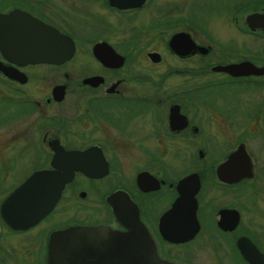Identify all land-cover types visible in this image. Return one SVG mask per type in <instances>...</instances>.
Returning a JSON list of instances; mask_svg holds the SVG:
<instances>
[{
	"label": "flooded vegetation",
	"instance_id": "obj_1",
	"mask_svg": "<svg viewBox=\"0 0 264 264\" xmlns=\"http://www.w3.org/2000/svg\"><path fill=\"white\" fill-rule=\"evenodd\" d=\"M12 7L72 54L0 55L15 72L0 71V264H248L241 237L264 255V0H14L0 12ZM41 170L70 178L12 228L2 203ZM181 193L190 201L175 205Z\"/></svg>",
	"mask_w": 264,
	"mask_h": 264
},
{
	"label": "water",
	"instance_id": "obj_2",
	"mask_svg": "<svg viewBox=\"0 0 264 264\" xmlns=\"http://www.w3.org/2000/svg\"><path fill=\"white\" fill-rule=\"evenodd\" d=\"M69 45L70 47L67 48L66 46ZM71 54V40L66 35L60 34L54 28L44 25L18 8L12 7L7 12H0V55L7 62L12 64L35 62L59 64L68 59ZM0 71L7 77L15 78V72L10 67L3 66L1 62ZM69 178H58L62 180V182H58L56 177L45 170L31 174L2 203L1 213L7 224L12 228H22L34 223L52 207L63 182ZM36 195L46 196V198L37 199ZM188 201L190 200H187L181 193L176 199L175 205ZM191 203L189 215L194 217V200H191ZM113 211L117 217L131 216V210L128 207L114 208ZM235 223L236 217L229 225L226 210L220 212L218 220L220 228H231ZM142 231L140 230V232ZM236 247L248 264H264V255L258 253L246 238H239L236 241ZM147 260V264H169L154 257ZM119 264L127 263L120 261Z\"/></svg>",
	"mask_w": 264,
	"mask_h": 264
},
{
	"label": "rangeland",
	"instance_id": "obj_3",
	"mask_svg": "<svg viewBox=\"0 0 264 264\" xmlns=\"http://www.w3.org/2000/svg\"><path fill=\"white\" fill-rule=\"evenodd\" d=\"M14 0H0V9L4 8L5 5H11Z\"/></svg>",
	"mask_w": 264,
	"mask_h": 264
}]
</instances>
